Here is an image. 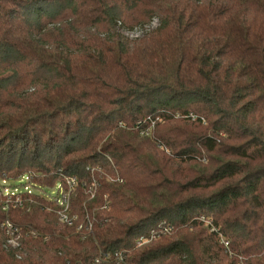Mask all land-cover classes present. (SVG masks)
Masks as SVG:
<instances>
[{"label": "trees", "instance_id": "16d2710c", "mask_svg": "<svg viewBox=\"0 0 264 264\" xmlns=\"http://www.w3.org/2000/svg\"><path fill=\"white\" fill-rule=\"evenodd\" d=\"M0 184V264H264V0H0Z\"/></svg>", "mask_w": 264, "mask_h": 264}, {"label": "built area", "instance_id": "2783aa9c", "mask_svg": "<svg viewBox=\"0 0 264 264\" xmlns=\"http://www.w3.org/2000/svg\"><path fill=\"white\" fill-rule=\"evenodd\" d=\"M188 117L191 118V120H195V118L191 115ZM157 120H158V118H156V119L148 118L147 119V121L150 124V127L148 130H152L154 128V124ZM143 133L144 132H141V134H143ZM145 134H148V132H145ZM24 179L26 181L28 180L26 177H24ZM65 184H66V190H65L66 193L64 194V191L61 193V190L59 189L57 191V193L61 197L59 199L58 198L54 199L56 205L58 206V210H57L56 214H57L58 221L60 224L72 225V222L76 219V217L75 216L71 217L68 214V200H69L70 194L74 190L75 180L74 179H65ZM31 192L32 191L27 190L25 193L30 194ZM19 194L20 193H18L15 190L10 192L9 189H5L4 190V196L6 197V200L4 201L3 210H6L8 208V204L11 202L12 198H14V200H13L14 203H17V205H20L21 196ZM200 221L208 227V230L210 233L216 235L218 243L220 245H222L223 248H225V251L231 257L232 254L228 248L229 243L221 236V234L219 233V229H217L216 227H214L212 225V222L210 219H205V218L201 217ZM3 227L6 229V235H7L4 248H8V249H11L14 251L19 250L20 245H21V242H20L21 241V235L17 232V230L15 228H13L7 222L5 224H3ZM169 231H170V228H164L160 231V233H156V232L152 231L148 238H140L137 242V245L140 246V245L149 243L151 241H155L159 237V235H163L165 233H168ZM28 235L32 236V237H36V235L34 233H28ZM123 258H124V255L122 253H119V252H116L114 254L103 253L98 258H96L94 260V263L100 264L102 262H109L111 260H114L116 263H122Z\"/></svg>", "mask_w": 264, "mask_h": 264}, {"label": "rangeland", "instance_id": "374dc122", "mask_svg": "<svg viewBox=\"0 0 264 264\" xmlns=\"http://www.w3.org/2000/svg\"><path fill=\"white\" fill-rule=\"evenodd\" d=\"M157 26V20H153L151 22L150 25H146L144 27H135L132 30H125V29H119V32L124 35L125 37L129 38V39H134V38H138L141 37L142 35L146 34L149 30L155 28ZM5 186H10L11 188L9 189L10 192L11 191H17L18 193L21 192H26L27 190L32 191V192H39L38 190L28 186L26 184V180L24 178L18 179L16 181L13 182H6L4 183ZM1 185V184H0ZM58 187V183L56 184V186L53 189L50 190H46L44 195L48 196L52 199H59L61 196L57 193V188ZM61 190V193L64 191V194L66 193V189L65 190Z\"/></svg>", "mask_w": 264, "mask_h": 264}]
</instances>
